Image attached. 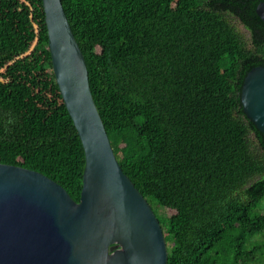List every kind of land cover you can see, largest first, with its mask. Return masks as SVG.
Returning a JSON list of instances; mask_svg holds the SVG:
<instances>
[{"label":"trees","instance_id":"16d2710c","mask_svg":"<svg viewBox=\"0 0 264 264\" xmlns=\"http://www.w3.org/2000/svg\"><path fill=\"white\" fill-rule=\"evenodd\" d=\"M61 1L116 158L162 225L167 264H264V134L241 104L247 74L264 66V0ZM44 13L43 0H0V164L80 202L85 152Z\"/></svg>","mask_w":264,"mask_h":264},{"label":"water","instance_id":"95a60500","mask_svg":"<svg viewBox=\"0 0 264 264\" xmlns=\"http://www.w3.org/2000/svg\"><path fill=\"white\" fill-rule=\"evenodd\" d=\"M43 6L53 72L85 152L83 188L75 202L47 176L0 164V264H167L164 230L116 158L62 1ZM256 13L264 22V1ZM241 101L264 134V66L247 74Z\"/></svg>","mask_w":264,"mask_h":264},{"label":"rangeland","instance_id":"374dc122","mask_svg":"<svg viewBox=\"0 0 264 264\" xmlns=\"http://www.w3.org/2000/svg\"><path fill=\"white\" fill-rule=\"evenodd\" d=\"M161 216H168L170 215V212L168 210H163L160 212Z\"/></svg>","mask_w":264,"mask_h":264}]
</instances>
